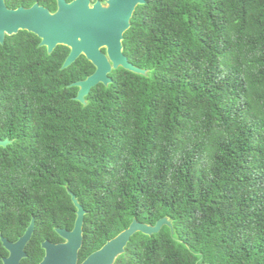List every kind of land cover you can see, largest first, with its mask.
<instances>
[{"label":"trees","instance_id":"trees-1","mask_svg":"<svg viewBox=\"0 0 264 264\" xmlns=\"http://www.w3.org/2000/svg\"><path fill=\"white\" fill-rule=\"evenodd\" d=\"M145 1L123 47L147 74L113 71L85 105L83 56L62 69L70 50L28 32L0 44V181L36 215L31 247L74 228L73 194L79 262L166 217L174 236L137 233L114 264H264V0Z\"/></svg>","mask_w":264,"mask_h":264},{"label":"water","instance_id":"water-1","mask_svg":"<svg viewBox=\"0 0 264 264\" xmlns=\"http://www.w3.org/2000/svg\"><path fill=\"white\" fill-rule=\"evenodd\" d=\"M56 2L57 9L52 13L39 4L30 8L8 9L5 0H0V44L5 43L7 36L28 32L40 40L39 46L46 48L48 54H52L59 46L70 50L62 69L69 68L83 56L93 65L95 71L86 80L71 85L78 88L75 100L82 105L86 104L85 99L93 88L112 83L109 75L113 71L121 68L137 75L147 74L146 70L129 62L123 47L124 35L131 26L134 13L139 6L145 5V0H107L106 7L100 2L91 5L90 0ZM10 143L9 140L0 141V148H5ZM71 200L76 208L74 228L71 231H56L64 242L42 244L46 254L40 264H79L86 211L73 194ZM164 226L174 236L172 223L166 217L158 220L155 225L142 224L134 219L126 230L89 255L81 264H114L125 253L135 234L152 236L159 233ZM33 231L34 221L18 243L12 245L13 264H18L25 256L24 247L30 241Z\"/></svg>","mask_w":264,"mask_h":264},{"label":"flooded vegetation","instance_id":"flooded-vegetation-1","mask_svg":"<svg viewBox=\"0 0 264 264\" xmlns=\"http://www.w3.org/2000/svg\"><path fill=\"white\" fill-rule=\"evenodd\" d=\"M90 1L91 5L100 2L103 6H107V0ZM103 52L105 51L103 50ZM32 221H34V231L30 241L24 247L23 252L25 256L19 260L18 264H34L36 260H39L37 264H40L46 254L42 247L44 242L60 244L64 241L58 236L62 242L45 239L41 241L38 246L31 247L36 232V215L35 213L30 214L27 202L18 203L16 200H13L11 197L10 184L0 181V264H13L12 245L18 243V241L25 235ZM58 229L59 228L53 229L56 235H58L56 232ZM82 262H79L78 256V263L81 264Z\"/></svg>","mask_w":264,"mask_h":264}]
</instances>
